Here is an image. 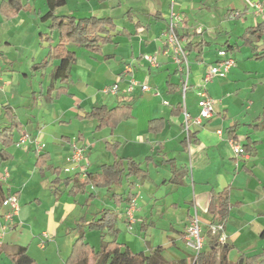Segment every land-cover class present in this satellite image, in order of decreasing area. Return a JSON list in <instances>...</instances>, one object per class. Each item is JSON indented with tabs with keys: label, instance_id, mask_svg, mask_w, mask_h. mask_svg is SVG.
Returning a JSON list of instances; mask_svg holds the SVG:
<instances>
[{
	"label": "crops",
	"instance_id": "obj_1",
	"mask_svg": "<svg viewBox=\"0 0 264 264\" xmlns=\"http://www.w3.org/2000/svg\"><path fill=\"white\" fill-rule=\"evenodd\" d=\"M23 1L28 4L26 10L11 17L0 10V21L4 18L15 22L13 32L30 21L33 25L30 39L36 42V26L43 25L47 30L42 32L50 33L48 23L41 20L48 6L46 0ZM70 1L67 0L59 13L112 17L119 34L99 52L71 45L69 49L75 52L76 60L71 65L69 78L63 80L54 77L57 59L43 69L33 68L59 40L58 31L51 34L52 44L40 32L38 47L43 58L32 62L31 72L21 70L26 83L31 75L38 77V81L34 85L31 81V88L24 93L18 92L21 81L15 71V61L10 58L5 61L9 64L8 70L12 67L14 72L9 78L0 66V103L4 109L0 113V263L5 256L8 264H14L10 254L23 246L37 264H67L78 236L74 228L84 217L88 222L101 217L104 209L117 217L118 240L123 231L121 222L128 231L135 228L136 236H144L147 248L142 250L145 251L162 245L165 252L185 257L190 249L185 244V230L197 213L203 221V251L214 249L210 225L223 222L225 231L228 230L227 244L232 246L230 260L235 262L241 255L262 254L264 228L259 234L260 251L248 254L247 246L237 237L252 230L257 220L264 221V128L257 126L264 112V58L254 57L253 47L264 51V36L258 40L254 37L252 46L242 40L248 28L264 23V0L175 1V9L183 16L179 33L192 41L188 52L189 87L185 94L182 74L171 55L164 51L163 35L171 0H72L73 5ZM5 2L0 0V7ZM259 3L262 11L257 8ZM222 37L226 38L224 43L220 42ZM12 39V36L0 38V65L9 55L2 45L17 51L28 46L19 35L14 38L15 43ZM228 47H232L229 51L235 65L225 77L206 82L210 67L217 66L220 60L218 50ZM145 54L156 55L158 64H151L144 58ZM133 80L136 81L134 88L127 91ZM115 82L120 86L119 93L107 92ZM144 84L149 88L144 89ZM203 88L215 101L214 113L200 124L190 120L187 125L185 112L192 117L200 113L198 92ZM10 91L14 94L12 98L7 95ZM120 94L133 96L134 102L129 116L114 127L97 128V120L81 117L95 106H115ZM11 99L16 101L14 105ZM28 99L32 104H25ZM75 126L81 128L74 131ZM87 126L92 128L91 134L83 130ZM9 127H12L9 136L2 135L1 130ZM189 131L194 134L191 138H188ZM100 132L104 133L102 137L95 136ZM24 133L30 135V140L18 146ZM248 138L256 141L255 154H237L234 144L244 146ZM74 143L85 148L81 163L88 172L100 173L104 164L119 159H123L126 168L130 159L139 163L146 175L124 178L112 190L102 188L104 196L116 207L93 211L91 205L98 199L97 188L101 187L89 184L75 194L70 192L71 188L84 180L87 171L65 169L68 174L62 172L71 166L67 157ZM97 147L111 154L99 168L88 160ZM41 154L45 155L40 160ZM62 160L65 165L59 164ZM77 173L80 174L78 182L68 185L63 182ZM56 178H59L57 182ZM130 182L135 184L133 201L116 202L112 192L122 193L125 198ZM143 188L147 191L141 202ZM11 194L18 196L20 209L10 222L6 219L10 207L1 197ZM250 208H255V217L248 214ZM100 232L103 233L99 240L115 238L108 228ZM92 233L87 231V241L99 249L102 240H98L99 246L92 242L89 238ZM120 242L141 251L126 240ZM215 245L214 264H219L221 245L218 242ZM232 253L237 254L236 259L231 258ZM90 264H94L93 259Z\"/></svg>",
	"mask_w": 264,
	"mask_h": 264
},
{
	"label": "trees",
	"instance_id": "obj_2",
	"mask_svg": "<svg viewBox=\"0 0 264 264\" xmlns=\"http://www.w3.org/2000/svg\"><path fill=\"white\" fill-rule=\"evenodd\" d=\"M48 10L41 16L43 22L48 23V30L50 33L41 32L40 35H46V40L52 44L51 34L54 31H58V42L55 45H51L47 56L39 63L33 65L35 70L43 69L47 67L51 61L59 60L54 71L55 78H61L63 80L68 79L70 76L71 65L76 60V54L70 50L71 45L85 47L91 51L99 52L102 47L108 43L113 42L114 35L119 34L117 32L116 24L112 17H100V16H87L76 17L72 14L59 13V10L66 6L67 0H46ZM28 4L23 0H6V2L0 7V10L4 12L8 17L18 14L22 10H26ZM184 23L186 20L184 19ZM180 34V33H179ZM181 36V34H180ZM264 36V23H261L255 27L248 28L242 35V40L245 44L254 45L255 39H260ZM192 47V41H187V52ZM254 47V57L258 59L264 58V51L260 52ZM232 47H228L231 49ZM134 98L129 94L118 95L117 104L115 106H108L106 104L95 106L90 111L81 115L83 118L95 119L98 122L97 128H103L106 126L114 127L122 119L126 118L130 114V110L133 106ZM154 121L151 122L153 124ZM264 128V112L262 115V122L257 124ZM12 127L1 130L2 135L9 136V131ZM150 129H153L150 125ZM194 135L191 131L188 133V138ZM233 136V135H232ZM236 140V137H232ZM256 141L248 138L246 144H244L243 150L245 153L254 155L256 152ZM45 154H41L40 160ZM58 172V169H56ZM79 173L74 176H69L63 179L65 184L72 182H78ZM137 176L142 178L146 175V172L140 167L139 163L128 159L127 167L123 166V159L116 160L112 164H104L100 173L86 172L84 180L73 185L70 192L75 194L81 189H84L87 185L108 188L112 190L114 185L121 184L124 178H130L131 176ZM59 178H56V182ZM129 191L126 197L123 198L122 193L112 192V195L116 202L128 201L132 202L134 199V193L132 192L135 187L134 182L129 183ZM2 202L4 203L6 198L2 196ZM116 215L110 210L104 209L101 217L95 218L92 221H87L84 217L80 220L78 225L74 228L77 230L78 236L73 245L72 252L67 259V264H90V260H94V264H188L187 257H178L173 260H166L164 258L165 247L162 245L151 247L149 251L141 250L134 251L126 243L120 242L117 238L118 229L115 228ZM87 228H95L103 230L108 228V232L115 235L113 240H102L99 249H96L87 241ZM212 244L214 249L210 252L201 251L194 264H214L217 258L216 243L221 245V255L219 264H264V252L262 254L246 256L241 255L237 261L233 262L229 259L228 254L232 249L229 244H222L218 241V238L214 236ZM2 248L0 246V254ZM193 256V255H192ZM10 258L14 264H37L33 257L28 253L27 247H19L18 250L10 254ZM260 258H263L261 261Z\"/></svg>",
	"mask_w": 264,
	"mask_h": 264
},
{
	"label": "built area",
	"instance_id": "obj_3",
	"mask_svg": "<svg viewBox=\"0 0 264 264\" xmlns=\"http://www.w3.org/2000/svg\"><path fill=\"white\" fill-rule=\"evenodd\" d=\"M175 1L171 0V6L168 12V22L167 29L163 35L164 51L171 55L172 59L177 65V70L182 74V87L183 92L187 91L189 87V77H190V63L188 59L187 52V40L180 36L179 27L183 22V16L175 9ZM257 8L262 11V4H257ZM218 55L220 60L217 66H211L205 81L212 80L215 77H225L235 65L236 61L233 54L229 51L228 48H222L218 50ZM144 58L148 60L151 64L156 65L157 57L156 55L145 54ZM136 81L133 80L127 91H131L134 88ZM144 89H148V85H143ZM120 86L117 82L108 87L107 92L112 94H118ZM200 95V113L196 117H192L189 113L185 112V122L189 125L190 120H193L195 123H202L203 119L210 118L214 113V99L210 97L206 89H201L199 92ZM219 133H222V130H218ZM30 140V135L24 133L19 141L17 142L18 146L26 144ZM71 154L67 157V161L71 166L66 167L67 172H71L74 169H79L81 172H86L87 167L81 162L85 158V148L79 146L77 143L73 144ZM234 151L237 154L245 153L242 145L233 146ZM10 207L9 212L6 214V219L12 221L14 216L18 214L20 205L18 196L15 194L9 195L5 202ZM210 231L212 235L218 238V241L222 244H226L228 241V236L225 231V224L223 222L213 223L210 225ZM185 243L186 245L193 250V264L198 258L199 253L204 249L205 245V236L202 231V227L199 221L197 213L193 215L190 220V223L187 225L185 230Z\"/></svg>",
	"mask_w": 264,
	"mask_h": 264
},
{
	"label": "rangeland",
	"instance_id": "obj_4",
	"mask_svg": "<svg viewBox=\"0 0 264 264\" xmlns=\"http://www.w3.org/2000/svg\"><path fill=\"white\" fill-rule=\"evenodd\" d=\"M70 5H73V1L71 0L70 1ZM13 23L15 22H9V20H5L4 18L1 19L0 21V38L4 39L8 36H12V42H14V38L19 35L20 38L22 37L23 38V42H26L25 44H27L28 46H26V49L23 48L22 50H15L14 48L13 49H9V47L6 46V44L2 45L4 47H6V52L9 54L8 56L6 55L5 58H3L1 60V69H3V72L6 73V76L7 78H9L11 75H13V70H12V67H11V70H8V67H9V64L6 63L5 61L7 60V58H10L12 60L15 61L14 65H15V71L17 72L18 75H20V81H21V85H20V89L18 92H27V89H30L31 88V85H29V83L32 81L33 85L36 84V82L38 81V77L34 76V75H31L28 80L29 82H25L24 81V77L22 76L23 75V72L24 70H28L29 72H31L30 70V65L32 64L33 61H37V60H40L41 58H43L42 56V53H40V50H39V40H38V35L40 32L44 31V30H47V28H44V26L42 25V28L41 27H37V32H36V36L35 39L36 42L34 41H31V35L33 33V25L30 21L26 22L25 24H23L21 27H18L16 29V31L13 32ZM39 24L41 25V22H39ZM38 25V24H37ZM226 40L225 37H222V39L220 40L221 43H224ZM22 40L20 39V42ZM15 43V42H14ZM8 48V49H7ZM38 48V50H36ZM39 51V52H38ZM34 56H37L36 59H33ZM22 70V71H21ZM13 92V91H12ZM7 95L12 98L14 97V94L10 92H7ZM1 94H0V98H1ZM7 97V96H6ZM25 104H32V100H25ZM3 102L4 103H7V101H5L3 99ZM13 105L16 103V101H10ZM36 103L34 102V105ZM38 104H40L38 102ZM29 106V105H27ZM24 107V106H23ZM26 108V107H25ZM3 107H2V103H0V113L3 111ZM48 113H51V111H46ZM62 110H59L58 113L61 114ZM81 127H74L73 130L74 131H77V129H80ZM84 131L85 132H88L91 134V130L92 128L89 126L87 127H83ZM74 131H70L71 132H74ZM76 133V132H75ZM104 133L100 132L98 135H95L97 137H102ZM108 156H111V154L105 152L102 148H99L97 147L95 150H93V152L91 153L90 155V158L88 159L89 162H95L97 164V167L99 168L100 164H102L103 162H105L107 159ZM66 162H64L63 160L62 161H59V164L61 165H65ZM67 166V165H66ZM65 166V167H66ZM263 169V168H262ZM63 174H68L66 171H65V168H63L62 170ZM262 172V170H261ZM98 191H100V194L98 196V199H96L92 205H91V208L92 210H97V209H101V208H104V207H108V206H114V208L116 207L115 206V203L113 201H111L107 196L105 197L104 196V190L105 189H102V188H97ZM147 190L146 189H140V201L142 202V196L143 194L146 192ZM122 209V208H121ZM120 209V210H121ZM255 209V208H254ZM254 209L250 208L249 210H247L248 214L252 215V217L254 215ZM40 212V211H39ZM199 217V221H200V224H201V227L203 226L202 223V218ZM254 219V218H253ZM263 220H257L256 222H254L253 224V229L250 230L248 232V230H246L244 233L245 235L242 233L240 234L238 237H237V240L239 238L241 244H243L244 246H247L245 247V251L247 250L248 254L250 253H253L255 251H260L262 250V243L260 244L259 243V234L261 232V229L263 230L264 228V224H263ZM120 225H121V228L123 229L120 237H119V240L122 241V240H126L127 242H129L130 244H132V246L136 247V248H139L140 250L142 249H146L147 246H146V243H145V239L143 238L144 236L143 235H140V237L136 236V229L133 228L131 229V231H128L125 226V224H122L120 222ZM262 227V228H261ZM37 231V228L35 229ZM88 232L91 233L93 232L91 235L92 237H89L92 242L94 241L95 243L98 242L99 238H100V235L101 233L103 232H100L101 230H98V229H91V228H87ZM203 231V230H202ZM227 231V234H228V230ZM230 231V230H229ZM75 232V231H74ZM132 232V233H131ZM77 234V232H76ZM111 238V237H110ZM149 240V237H147ZM102 240V238H101ZM101 240H99V242H101ZM184 240H185V237H184ZM98 246H99V243H97ZM186 244V243H185ZM34 245L36 246V244L34 243ZM140 246V247H139ZM187 246V245H186ZM188 247V246H187ZM36 249H32V251L35 252ZM187 250V249H186ZM193 250L190 248L187 250L186 252V255L185 257L188 258V264H193ZM179 256H177L175 253H172L170 251H167V252H164V258L166 260H173V259H176L178 258ZM237 257V254L236 253H232L231 254V258L233 259H236ZM8 259L7 257H3L1 259V263L0 264H8V261L6 260ZM53 260H51L50 262H52ZM47 264V262L45 263Z\"/></svg>",
	"mask_w": 264,
	"mask_h": 264
}]
</instances>
